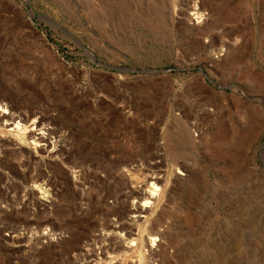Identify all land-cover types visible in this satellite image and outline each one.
<instances>
[{"label":"rangeland","instance_id":"1","mask_svg":"<svg viewBox=\"0 0 264 264\" xmlns=\"http://www.w3.org/2000/svg\"><path fill=\"white\" fill-rule=\"evenodd\" d=\"M0 100L57 147L0 126V264H120L80 259L115 238L133 247L100 200L130 151L155 153L160 178L186 171L159 201L129 202L146 210L128 220L167 233L155 264H264V0H0Z\"/></svg>","mask_w":264,"mask_h":264},{"label":"bare ground","instance_id":"2","mask_svg":"<svg viewBox=\"0 0 264 264\" xmlns=\"http://www.w3.org/2000/svg\"><path fill=\"white\" fill-rule=\"evenodd\" d=\"M193 8L196 11V13L193 14L192 16H197V18H195V19L196 20H201V22L205 21L204 15L202 13H199V10L200 9L196 10L197 9L196 5H194ZM180 16H181V18H179V20L185 23L186 22V19L184 18V15L181 14ZM179 23H181V22H179ZM39 42L41 43L40 49L41 50H44L46 48V44H45L44 40L40 38L39 39ZM44 52L48 56H50V58L53 60V52H52V50L49 47ZM225 52H227V49H224V53ZM221 53H222L221 51L218 52L216 59H219V57H222V56H224L226 54L225 53L224 55H221ZM53 61L55 62V59ZM0 102H1V100H0ZM16 112H18V111H16ZM16 112L12 109V107L6 106L4 104L2 105L0 103V126H3V124H5V125L6 124H10L11 131L13 132L14 137L17 139V141L20 144L32 146V147H34L35 150L37 148H41L43 146H44V149L45 148H49V146H52V145H53V150L55 148H57L56 147V142H54V141L51 142L50 141V138L52 136L50 137V134H47V132H43L42 129H41L43 127L39 128V125H41L40 123H38L36 121H33L31 123V125L29 127H27L26 126L27 123L25 124V122L23 120H21V118L17 115ZM152 130L154 131L155 128H152ZM30 132H37V134L30 135ZM224 135H226V134H224ZM222 138L225 139V136H222ZM50 142H51V145H50ZM58 143H60V142H58ZM64 145L62 144L61 146L58 147L57 152H56L57 157H58L59 154L62 155V156L65 155V157H67V155L70 156L69 155V152L66 150V148H65ZM40 151H42V149H40ZM143 155H146V156L143 157ZM124 157H125V155H124ZM66 159H68V158H66ZM158 159H159V157L157 155H155V153L154 154H151V152H149V151H143L142 154H141V152L140 153H134V151H130V155H128L127 157H125L124 160H122L121 162H118V163H115V164L112 165V169L114 170V174L118 177V179H121L123 181V185H122V187H120L119 190H117V193L116 194H114V195L112 194L113 195L112 197L106 198V199H110L111 200V204L108 205L107 200L104 198V196L100 195V200H101L102 204L104 205V207H106L107 209H109V212H110L109 213V216H111V217L114 216L117 219L116 220V223L113 225V226H115V228H114L115 231L116 232H119V233H125V235L127 237V240H131L130 243H133V247L131 246L130 248L127 249L126 248L127 246L124 247V244H121V243H124V242H117L115 240L117 238H115V239H111L110 242H109V244L107 246L100 247L99 250L97 249L98 251H95V250H91L90 251L88 249V251L85 252L82 255L83 258L82 259L78 258V259L83 260L84 262H88L91 259H94V261H97L98 262V261L103 260L104 258H107V255L114 254V255H117L118 258H121L120 262H118V263L123 264V260L126 259L127 254L128 253H132V254L137 255V257H135V263L134 264H155V262L157 261L158 258H161V257L162 258H164V257H170L169 254L171 252L169 253V245L166 242V234L167 233L165 232L164 229L161 230L160 227H159V225H156V224H154L151 229H147V228H145L142 225V223H141L140 220L133 221L131 219L128 220L126 218V215L127 214H130V215L139 214V215H141L146 210V209L141 208L140 206L139 207H134V208H133V206L131 207L129 205V202L131 200H135V199L142 200L144 198H145L144 200H149L150 199L149 197H154L156 199L155 202L159 201L160 198L163 196L164 192L166 191V189L168 188V186H169L170 189H173L174 186L181 179L179 176H176L175 171H181L183 173L186 172L185 169H184V167L181 166L182 165L181 163L174 164L173 165V169H171V171L169 170V172L167 173L168 175L166 174V176H163V177L160 178L161 175H164V174H161L160 173V170L163 167V165H162L163 162L161 160L159 161ZM89 163H90V161H89ZM30 167H32V166H30ZM125 170H126V172H128L129 174H131L130 177H128L129 179L130 178H133L135 176V174H138L141 177L142 182L145 183V185L147 187L146 189H148V192H149L150 195H148V196L143 195L142 190L139 189L138 187L132 188L131 187V184L129 183V180L127 179L126 174H123V172ZM54 183L55 182H53L52 184H54ZM163 183H165V186H163ZM81 189H82V187H81ZM55 196L57 197V195H54V197ZM54 201L55 200H52L51 201V205L54 203ZM90 202H91V199H90ZM49 206H48V208H49ZM53 206H54V204H53ZM48 208L45 207L44 212H47L49 210ZM133 210H135V212H133ZM97 214H99V213H97ZM135 231L137 232L136 235H134L135 234ZM144 234H145V236H144ZM12 238L13 239L18 238L17 239L18 240L17 243H20L23 240V239L20 240L21 238L20 237H17V236H13ZM133 238H135V239H133ZM12 241H14V240H12ZM12 241L10 240L9 243L16 244V242H15L16 240L14 242H12ZM169 243H171V242H169ZM5 246L6 245H4V247ZM9 246H11V245H9ZM72 248H74V247H72ZM75 250H76V248H75ZM31 252H32V249H29L28 251L24 252V255H22V254L21 255H22V257L23 256H27V255L29 256L31 254ZM112 260H115V259H111L110 261H112ZM76 262H77V259H76Z\"/></svg>","mask_w":264,"mask_h":264},{"label":"water","instance_id":"3","mask_svg":"<svg viewBox=\"0 0 264 264\" xmlns=\"http://www.w3.org/2000/svg\"><path fill=\"white\" fill-rule=\"evenodd\" d=\"M29 17H30V18H33V16L31 15V12H30ZM39 18L50 21V20L47 19V18H43V17H39ZM76 43H77V44H78V45L84 50V48H83V47H82L77 41H76ZM102 67L105 68V69H108V70H113V68L107 67V66H105V65H102ZM147 73H149V72H147ZM262 150H263V144L259 147V157H260V164H261V166H262L263 169H264V161H263Z\"/></svg>","mask_w":264,"mask_h":264}]
</instances>
